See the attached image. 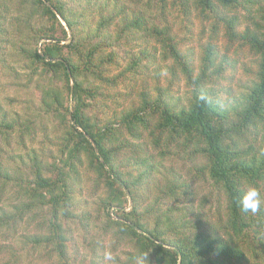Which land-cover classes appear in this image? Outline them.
Instances as JSON below:
<instances>
[{
    "label": "trees",
    "instance_id": "trees-1",
    "mask_svg": "<svg viewBox=\"0 0 264 264\" xmlns=\"http://www.w3.org/2000/svg\"><path fill=\"white\" fill-rule=\"evenodd\" d=\"M153 1L159 8L154 18H164L166 8L177 6L183 14L200 7V15H212L215 23L222 20L227 34L238 36L258 58L251 80L236 93L229 86H207L216 57L209 45L197 75L184 66L192 88L183 103L167 92L154 97L143 93L138 105L107 116L106 101L114 97L110 88L131 80L151 63L153 54L147 49H132L140 36L157 37L165 54L185 62L172 26L154 18L144 20L140 14L129 17L118 0H0L1 68L18 82L26 78L20 85L32 95L25 92V118L17 121L3 113L0 130L17 124L31 134L47 127L51 134L46 138L58 146L49 160L40 154L42 148L38 152L35 147L26 156L16 155L13 166L0 157L1 188L16 179L12 169L18 170V161L24 164L12 184L18 201L0 205V254L14 256L3 239L11 232L17 235L31 214L41 220L32 217L30 223L37 221L38 229L24 235V242L52 245L60 262L48 258L44 264H73L66 256L68 238L61 216H71L82 170L92 172L94 184L103 186L101 213L114 234L130 243L128 259L135 264H264V208L254 214L239 209V198L250 184L264 194V0H148V4ZM233 9L244 11L250 29L236 33L237 16L223 13ZM5 43L11 45L10 59ZM148 143L159 153H148ZM171 153L203 158L201 168L218 190L216 196L223 195V215L217 214L212 222L206 219L207 230H193L199 226L184 212L188 206L178 205L180 192L186 193L184 181L168 177L164 182L174 203L162 208L155 199L157 208L151 211L141 206L143 194L156 179L154 173L161 172V159ZM40 206L47 211L40 213ZM18 259L20 255L1 264Z\"/></svg>",
    "mask_w": 264,
    "mask_h": 264
},
{
    "label": "rangeland",
    "instance_id": "rangeland-1",
    "mask_svg": "<svg viewBox=\"0 0 264 264\" xmlns=\"http://www.w3.org/2000/svg\"><path fill=\"white\" fill-rule=\"evenodd\" d=\"M118 2L129 17H131L130 13H134L142 15L144 20H150L159 11L156 1L150 4H148V0H118ZM250 6L255 9V6ZM200 11V7L198 9L191 7L189 14L187 12L183 14L177 6H172L171 9L164 10V18H154L155 21L158 20V23L163 24L166 21L172 26V32L177 35L178 48L185 62H177L169 54H165L157 37L140 36V39L134 41L132 49L134 51L147 49L153 54L151 63H146L145 67L138 70L131 80L110 88L112 90L110 93L114 97L106 101L107 116L109 114L112 116L115 111L133 104L138 105L143 93L154 97L158 92L163 91L178 97L180 103H183L187 95H190L192 88L184 72V66L187 64L193 74L197 75L202 66L201 56L209 45L213 47L216 57L214 58L215 64L209 68L210 75L205 80L207 86H213L215 89L229 86L236 93L242 83L251 80L257 66V56L238 36L231 37L227 34L225 23L222 20L215 23V18L212 15L207 13L200 15ZM223 13L227 16H237L234 25L236 33H242L248 27L244 11L233 9L225 10ZM248 28L250 29V27ZM3 45L6 56L10 59L8 53L11 51V45L10 43ZM15 66L19 68L18 65ZM19 71L23 73L22 70ZM25 80L26 78L23 77L18 82L11 72L2 69L0 64V115L6 113L7 118L19 121L25 118L26 107L23 101L28 98L25 96V92L28 93L29 98L32 97L28 88L20 85ZM151 120L154 121V119ZM48 125L50 127V124ZM21 129L16 124L13 129L3 127L0 130L1 161H7L9 165L13 166V159L17 158L16 155L26 156L32 147L38 149V152L39 148H42L40 154L45 160L50 159V152H57L58 146L53 139L46 138L47 134H51L49 128L43 127L44 130L36 128L31 134H27L25 130ZM3 136H8V138L5 139ZM143 139L138 141L143 142ZM133 140L135 139L133 138ZM146 149L154 156L159 153V150L153 148L149 143ZM181 154L171 153L161 159V172L154 173L156 179L149 184V191L143 194L141 206L148 207L151 211V209L157 208L153 204L155 199L162 208L174 203L172 198L166 195L168 189L164 182L169 178L173 182L184 181L183 183L187 184L186 193L180 192L179 199L181 200L178 205L182 207L185 203L188 206L189 209L187 208L184 212L199 226L193 230H207L209 225L206 219L212 222L216 220L217 214L219 218L220 215H223V195L220 193L218 197L216 196L218 190L211 184L206 170L201 168V163H204L203 158L196 156L192 160L187 158L186 154ZM23 167V162L18 161V170L12 169L17 180L19 176L17 173L21 174ZM94 178L92 172L84 173L81 170L80 180L76 186L79 192L75 195L71 216L70 214L68 218L61 216L68 238L65 246L67 259L73 264H135L134 261L128 259L130 251H133L130 243L124 236L117 237L114 234V229L106 224L99 204L104 188L100 184H94ZM16 179H12L13 181H10L4 188L0 186V205H10L18 201L16 190L12 186V184H16ZM131 203L132 200H129L128 207ZM38 209L40 213L47 211L46 206H40ZM175 213H179V211H175ZM153 215L154 213L149 214L150 219ZM32 217L41 220L40 216L28 214L15 231L17 235L11 232L12 235L9 239H3L7 246L13 248L15 254L10 256L7 251L1 253L0 264L5 263L8 259H14L17 255L21 256V260L18 259L17 262L8 264H44L48 258L60 262L58 253L51 250L52 245L34 247L32 244L27 245L24 242V235L36 232L38 229L37 221L30 223L33 220ZM14 235L15 238H13ZM64 260L62 261L64 262Z\"/></svg>",
    "mask_w": 264,
    "mask_h": 264
},
{
    "label": "clouds",
    "instance_id": "clouds-1",
    "mask_svg": "<svg viewBox=\"0 0 264 264\" xmlns=\"http://www.w3.org/2000/svg\"><path fill=\"white\" fill-rule=\"evenodd\" d=\"M264 208V194L254 185L250 184L242 197L239 198V209L244 213H257Z\"/></svg>",
    "mask_w": 264,
    "mask_h": 264
}]
</instances>
